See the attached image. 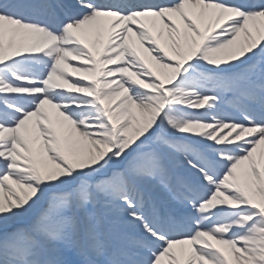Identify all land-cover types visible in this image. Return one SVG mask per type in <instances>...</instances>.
Here are the masks:
<instances>
[{
	"label": "snow or ice",
	"instance_id": "obj_1",
	"mask_svg": "<svg viewBox=\"0 0 264 264\" xmlns=\"http://www.w3.org/2000/svg\"><path fill=\"white\" fill-rule=\"evenodd\" d=\"M0 264H264V0H0Z\"/></svg>",
	"mask_w": 264,
	"mask_h": 264
}]
</instances>
